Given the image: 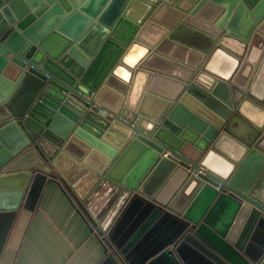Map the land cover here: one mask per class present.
<instances>
[{"label":"water","instance_id":"obj_1","mask_svg":"<svg viewBox=\"0 0 264 264\" xmlns=\"http://www.w3.org/2000/svg\"><path fill=\"white\" fill-rule=\"evenodd\" d=\"M38 177L98 233L176 215L178 264H264V0H0V250Z\"/></svg>","mask_w":264,"mask_h":264},{"label":"crops","instance_id":"obj_2","mask_svg":"<svg viewBox=\"0 0 264 264\" xmlns=\"http://www.w3.org/2000/svg\"><path fill=\"white\" fill-rule=\"evenodd\" d=\"M177 222L176 215L138 197L125 207L111 234L98 233L63 183L38 177L15 210L0 264H178L168 250L176 246L170 239Z\"/></svg>","mask_w":264,"mask_h":264}]
</instances>
